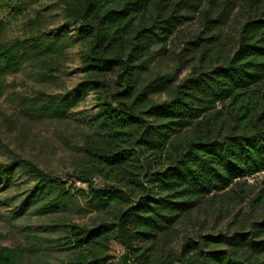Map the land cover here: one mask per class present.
Listing matches in <instances>:
<instances>
[{
  "label": "trees",
  "instance_id": "16d2710c",
  "mask_svg": "<svg viewBox=\"0 0 264 264\" xmlns=\"http://www.w3.org/2000/svg\"><path fill=\"white\" fill-rule=\"evenodd\" d=\"M58 2L74 36L0 42V76L21 59L56 60L78 44L82 80L41 112L64 114L91 92L95 125L82 135L79 165L63 176L14 154L0 163V181L22 169L40 212L78 205L95 215L59 219L56 237L29 233L27 249L0 243V264H23L25 250L38 264H264V217L170 245L183 217L231 213L249 192L246 179L264 173V0ZM235 8L234 38L223 37ZM193 20L198 28L184 46L166 49ZM168 51L173 71H154ZM158 93L166 98L154 99ZM254 199L264 202V190ZM53 252L62 257L50 259Z\"/></svg>",
  "mask_w": 264,
  "mask_h": 264
},
{
  "label": "rangeland",
  "instance_id": "374dc122",
  "mask_svg": "<svg viewBox=\"0 0 264 264\" xmlns=\"http://www.w3.org/2000/svg\"><path fill=\"white\" fill-rule=\"evenodd\" d=\"M239 20L235 8L223 24L222 36L229 34L234 38ZM74 28V23L64 20L58 0H0V42L11 43L16 39L31 40L35 37L46 39L54 37L57 31L65 37H73ZM197 28V21H191L185 33L174 36L170 43L168 41L166 49L179 51ZM171 53L168 51L164 57L155 59L153 70L173 71L176 62ZM189 70L188 67L183 68L178 79ZM83 75L78 44L63 48L56 60L49 57L21 59L17 65L6 68L0 76V163L9 162L17 154L58 176L79 165L78 146L82 135L95 125L94 116L98 108L93 93L85 94L64 114L41 112V106L49 100L63 99ZM153 98L161 100L166 98V94H154ZM246 182L249 192L231 213L194 211L186 215L175 226L177 238L170 245L177 248L183 237L193 231H233L240 225V218L249 222L264 217V202L254 199L260 190H264V173L249 176ZM33 185L34 180L22 169L12 179L0 181L1 244L22 245L27 249L29 233L56 237L61 233L55 226L59 219L84 223L95 215L78 205L61 212H40L29 198ZM237 211H240L238 216ZM121 251L120 244L112 242L111 252L118 255ZM61 257V253L53 252L50 259ZM35 259V254L25 250L23 264H38Z\"/></svg>",
  "mask_w": 264,
  "mask_h": 264
}]
</instances>
